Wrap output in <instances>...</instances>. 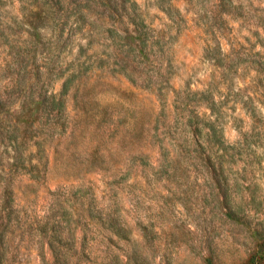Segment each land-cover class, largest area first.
Here are the masks:
<instances>
[{
  "label": "rangeland",
  "instance_id": "1",
  "mask_svg": "<svg viewBox=\"0 0 264 264\" xmlns=\"http://www.w3.org/2000/svg\"><path fill=\"white\" fill-rule=\"evenodd\" d=\"M135 1L58 41L1 2L0 264H264V0Z\"/></svg>",
  "mask_w": 264,
  "mask_h": 264
},
{
  "label": "trees",
  "instance_id": "2",
  "mask_svg": "<svg viewBox=\"0 0 264 264\" xmlns=\"http://www.w3.org/2000/svg\"><path fill=\"white\" fill-rule=\"evenodd\" d=\"M4 0H0V6L1 2ZM16 1L19 5V11L22 14V18H32L33 15H39V17L43 18L45 21L48 22V24L51 25V32L54 38V41H58L61 39L62 35H64L66 31V26L69 23V20L72 19L73 21L69 24V33L80 29L84 30L83 34H85V30L87 31V36H90L93 34V27L92 23L86 24L85 21L89 20V18H94V16H100L104 18H109L112 16L113 12H116V17L119 19L127 18L131 23H134L136 19L140 20L141 15L137 10V3L135 0H38V5H35V8H39V12L35 11L33 9L34 7H25L27 4H32V0H12ZM162 1V0H161ZM217 7H219L225 0H218ZM229 4L231 5V0H228ZM13 3V2H12ZM160 3V2H159ZM99 5L101 7L102 12H99V9H95V7ZM160 8L167 12V15L171 19V21L174 20V17L169 13L168 10L170 8H173V5L169 1L167 5H164L160 3ZM14 22V20L12 21ZM2 21L0 19V25H2ZM28 24L32 26V28L36 29L39 26L34 24L33 21H28ZM208 22H203L202 26H208ZM85 26H87V29H85ZM219 30L218 28H215ZM264 29V27H263ZM109 31H113L109 29ZM215 34L216 31L214 29L212 30ZM27 33H30L28 29H26ZM140 32V31H139ZM114 33H117L114 31ZM212 38H217L219 35L216 34ZM117 37H121L120 34H118ZM149 37L146 36L144 33L139 34V45H140V52H144V49L149 46ZM26 48L28 46V42L26 40L20 42L24 43ZM218 43V51L221 52V46L219 43V40L216 41ZM65 43V42H64ZM57 44V43H56ZM57 47V46H55ZM207 48H210V43L207 42L206 45ZM30 51H27L26 49L23 50V54H28ZM10 55V54H8ZM10 63V61H9ZM24 69H27V66H24ZM190 91V90H189ZM200 90L191 91L194 95L198 93ZM203 91H208V89H203ZM45 97H47L45 95ZM41 101H44V99H40ZM210 112H202L199 114L198 111H190L184 115V117H187L184 124L193 125V128L190 130V134L192 136V139L195 140L196 132H203V135L205 139H203V142H205L206 146H208L209 151L211 154L214 153L215 156L211 155L208 156V159L216 158L217 162H221L223 158H225L226 150L225 146L223 147V143L225 142L223 138V132L221 131V128H219L218 124V117H216V113L213 107V101H210L209 103ZM241 139H237V143L240 142V144L243 146L246 144V142H250L246 138V133H241ZM199 142H194V145H200ZM237 144V145H240ZM212 145L215 146V150L213 151ZM234 147V146H232ZM231 147V148H232ZM222 150L223 152H218ZM208 159H204V162H206Z\"/></svg>",
  "mask_w": 264,
  "mask_h": 264
}]
</instances>
